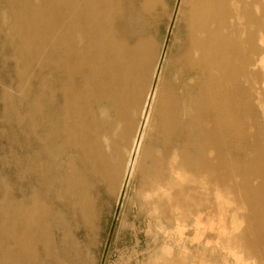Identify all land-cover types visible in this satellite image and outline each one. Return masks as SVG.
Instances as JSON below:
<instances>
[{"label":"bare ground","instance_id":"1","mask_svg":"<svg viewBox=\"0 0 264 264\" xmlns=\"http://www.w3.org/2000/svg\"><path fill=\"white\" fill-rule=\"evenodd\" d=\"M141 1L151 5L158 0ZM0 3L10 17L5 43L18 63L32 68L29 78H35V69L40 72L38 90L27 93L23 116L29 142L28 197L19 203L0 201V264H63L65 250L53 248L48 232L52 224L56 229L65 225L64 211L89 222L92 209L85 196L91 183L84 179L85 173L105 182L117 181L120 190L135 175L143 179L145 167L160 180L158 161L151 158L160 139L166 144L175 138L171 149L161 147L176 154L181 169L240 176L242 182L234 187L253 201L251 224L264 233L262 135L252 139L246 160L240 159L239 151L245 134L240 114L250 116L255 132L259 107L251 104L247 91L227 89L225 84L236 81L233 70L224 73L231 67L253 87L264 82V58H253L259 51L257 36L264 29V11L254 15L251 0H188L187 42L172 65L184 64L188 82L192 75L198 76L193 81L198 90L193 92L181 88L178 76L165 79L164 72L162 77V57L153 64L148 41L138 38L131 45L123 38L128 27L123 17L131 12L121 9L117 0ZM139 90L141 104L137 103ZM254 100H258L256 93ZM135 107L138 120L133 127L130 110ZM114 136L118 141L112 142ZM121 143L127 145L122 165L117 156ZM109 147L111 157L99 168L95 162L103 165V150ZM207 148L214 151L211 159L205 158ZM72 150L75 166L69 162ZM252 177H259V183L251 184ZM51 204L55 208L47 212ZM263 239L256 238L253 246L258 248Z\"/></svg>","mask_w":264,"mask_h":264},{"label":"rangeland","instance_id":"2","mask_svg":"<svg viewBox=\"0 0 264 264\" xmlns=\"http://www.w3.org/2000/svg\"><path fill=\"white\" fill-rule=\"evenodd\" d=\"M117 1L121 9L131 12L123 17L128 25L123 38L131 45L138 38L148 41L153 64L162 57V77L178 76L179 81L184 80L179 82L182 89L196 92L193 81L198 76L192 75L188 82L184 64L172 65L173 58L187 42L188 0H158L151 5L141 0ZM253 2V13L258 16L264 11V0ZM9 24L10 17L2 11L0 3V201L19 203L28 197L25 158L29 154V142L23 118L26 97L30 90H38L40 72L35 69V78L31 79L28 75L32 68L17 62L12 47L5 43ZM251 31H254L252 25ZM257 39L259 51L253 58H264V29ZM262 70L264 80V63ZM228 72L236 83L225 84L227 89L234 93L247 91L252 97L251 104L259 107L255 114L259 128L255 132L250 116L240 114L239 125L244 129L242 134H246V138L240 137V159L246 160L255 135H262L264 141V82L253 87L238 69L228 67L224 73ZM255 93L258 100H254ZM142 97L139 90L137 103L141 104ZM189 109L194 111L195 107ZM130 112L135 118L134 127L137 108ZM115 141H118L116 136L112 142ZM174 143L175 138L166 144L160 139L151 150L150 157L158 161L157 170L162 172L160 180L151 177V168L145 167L143 179L140 174L135 175L120 190L117 181L105 182L98 175L85 173L84 179L91 183L85 196L92 209L89 222L83 223L77 215L64 211L67 222L57 227L68 235L64 237L53 224L48 232L53 248L59 252L65 250L63 264H264V239L258 248L253 246L256 238L264 237L263 230L251 224L253 201L234 187L242 178L220 177L205 171L197 174L194 168H179L176 154L170 153L171 150L166 153L161 147L164 144L165 149H171ZM259 145L264 146L261 142ZM71 152L69 162L75 166L77 157L74 150ZM111 154V147L103 150V165L98 160L95 164L99 168L105 166ZM126 155L127 145L121 143L117 154L121 165ZM213 156L214 151L207 148L205 158ZM210 177L215 179L212 181ZM250 182L258 184L259 177L250 178ZM47 207V212L55 208L52 204Z\"/></svg>","mask_w":264,"mask_h":264}]
</instances>
